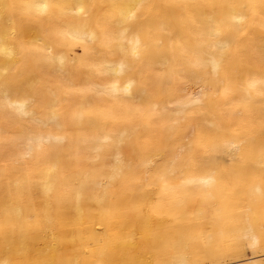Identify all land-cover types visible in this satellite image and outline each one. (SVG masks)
<instances>
[{"label":"bare ground","instance_id":"bare-ground-1","mask_svg":"<svg viewBox=\"0 0 264 264\" xmlns=\"http://www.w3.org/2000/svg\"><path fill=\"white\" fill-rule=\"evenodd\" d=\"M207 263L264 264V0H0V264Z\"/></svg>","mask_w":264,"mask_h":264},{"label":"rangeland","instance_id":"rangeland-1","mask_svg":"<svg viewBox=\"0 0 264 264\" xmlns=\"http://www.w3.org/2000/svg\"><path fill=\"white\" fill-rule=\"evenodd\" d=\"M74 52H76V53H78V50H76V49H74ZM191 86H193V85H189L188 86V94H189V96H191V97H195L196 95H198V91H199V86H196V85H194V88L193 87H191ZM193 88V89H192ZM198 88V89H197ZM192 90V91H191ZM198 90V91H197ZM191 92V93H190ZM258 254H260V253H258ZM250 253L249 252H246V255H244V256H242V257H240V259H245V258H247V257H250ZM230 261H232V260H229V259H227L226 261H223V263H227V262H230ZM207 264H209V263H207Z\"/></svg>","mask_w":264,"mask_h":264}]
</instances>
